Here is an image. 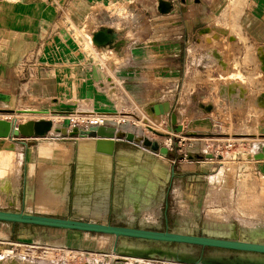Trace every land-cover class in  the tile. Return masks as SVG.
Listing matches in <instances>:
<instances>
[{
	"label": "crops",
	"instance_id": "0c3cea01",
	"mask_svg": "<svg viewBox=\"0 0 264 264\" xmlns=\"http://www.w3.org/2000/svg\"><path fill=\"white\" fill-rule=\"evenodd\" d=\"M117 1L0 0L1 98L26 97L32 90L36 99L47 98L53 106L82 101L75 104L81 110L112 111L113 96L125 91L123 76H134L139 84L144 76H156L155 46L150 41L137 42L117 56L107 51L102 57L90 48L87 57L75 41L68 40L86 24L90 34L100 28L117 32L108 11ZM194 1L200 7L205 2ZM233 1L238 7L235 11L228 6L226 16L240 17V30L249 42L256 49L264 48V0ZM148 26L147 32L154 31ZM126 56L130 61L121 64ZM15 81L17 85L11 86ZM14 88L18 92H12ZM243 88L249 97L247 87ZM153 104H148L150 111ZM255 128L264 134V122ZM49 134L39 139L0 138L4 171L0 172V208L14 206L94 222L167 225L177 231L207 229L264 241V157H253L263 142L250 143L251 149L243 148L224 163L217 153L206 158L209 152L199 146L181 148L175 136L168 137L171 144L159 143L174 154L163 158L150 150L139 152L126 141L97 146V138L76 143ZM7 152L13 154L12 162L2 156ZM10 227L5 224L11 234L6 241H17V229Z\"/></svg>",
	"mask_w": 264,
	"mask_h": 264
},
{
	"label": "rangeland",
	"instance_id": "374dc122",
	"mask_svg": "<svg viewBox=\"0 0 264 264\" xmlns=\"http://www.w3.org/2000/svg\"><path fill=\"white\" fill-rule=\"evenodd\" d=\"M160 3L166 5L165 8L169 6L168 11L162 12ZM197 4L200 5V2L194 0L114 2V6L109 7L108 11L117 29L114 32L119 37L116 39V47L93 45L88 29L90 24L69 35L68 40L75 41L87 57L91 53L90 48L104 57L107 51L114 52L116 56L118 52L124 54L126 47L129 49L141 41H150L155 46L156 76H144L142 84L137 83L134 76H123L125 91L113 96V99L116 97V106L110 108L112 111L81 110L83 107L75 104L82 101L72 102V105L59 103L53 106V102L47 98L36 99L34 92L30 90L26 97L13 96L14 114H0V118L9 120L15 117L18 123L25 122L28 118H44L52 120L58 127H67L65 116L108 118L107 123H112L121 130L132 131L161 144H171L168 137L175 136L181 148L187 144L192 149L199 146L209 153H217L224 163L234 158V154L241 153L243 148L251 149L250 143H264V134H259L255 128L259 122H264V48L259 46L256 49V45L249 42L246 34L240 30V17L226 16L228 6L236 11L238 2L205 0L202 7ZM148 25L153 26L154 31L147 32L150 27ZM202 27L203 30L200 31ZM129 58L126 56L120 60L121 64L129 62ZM14 85H17V81L12 82L11 86ZM243 86L245 89L247 87L249 97ZM259 90L261 91L256 95ZM14 91L18 92V89H12ZM223 94L231 100L224 98ZM3 99L0 96V108H10L7 100ZM157 100L169 102L171 112L176 114L177 123L185 125L181 132L168 129L171 126L169 115L155 116L149 110L148 104L152 101L156 103ZM244 103L245 106L239 107ZM20 109L47 110L46 114L38 117L31 115L32 111L23 115ZM247 121L249 122L246 123ZM154 131L162 135L159 136ZM5 224L1 225L0 237L7 236ZM22 227L28 226L15 225L16 229ZM117 242L119 245L136 247L140 244H153L123 238ZM9 245L0 243V261L5 260L2 257L8 256L5 255L6 250L13 247L14 254L20 253L19 251L28 253L26 258L29 264H168V260L156 253L142 257L124 253L94 254L75 249H59L46 244L29 252V247ZM167 247L180 257H231L235 254H249L187 244L173 243Z\"/></svg>",
	"mask_w": 264,
	"mask_h": 264
},
{
	"label": "water",
	"instance_id": "95a60500",
	"mask_svg": "<svg viewBox=\"0 0 264 264\" xmlns=\"http://www.w3.org/2000/svg\"><path fill=\"white\" fill-rule=\"evenodd\" d=\"M162 12L168 11L163 3L159 4ZM116 33L108 28H100L91 33V41L96 47L107 45L117 46ZM6 97V96H5ZM10 108H0V112L13 114V97H6ZM152 111L156 116L169 115V122L175 132L182 131V125L177 123L176 114L171 112L169 102L164 101L152 105ZM151 129V128H150ZM60 134L62 137L73 138L77 143L79 139L97 138L95 144L113 146L117 141H127L135 143L139 152L157 153L163 158L173 156L166 146H161L155 140H149L145 136H139L132 131H124L113 125H96L88 129H79L73 127L55 126L50 119L27 120L18 123L17 119L0 118V138H43L49 132ZM155 134H162L154 131ZM29 144H33L30 142ZM111 151L108 152V155ZM206 158H214V154H205ZM255 159L264 157V146L258 154L253 156ZM220 158V157H219ZM175 175L174 170L170 174ZM0 223H6L8 226L27 225L17 229L16 240L21 242H30L46 244L49 246L64 247L84 252L99 254L124 253L128 256L142 257L145 254H160L161 258L173 262H184L187 264H264V242L241 239L235 233L218 234L211 233L207 229L194 233L192 229L177 231L170 229L167 225L163 228L161 225H147L142 223H120L87 221L73 218L70 216L55 215L51 213L28 212L24 209L10 206L0 208ZM10 227V228H11ZM50 233L55 234L60 244L47 242ZM22 234H29L31 238H25ZM43 238V239H40ZM11 234L2 237V240H8ZM132 239L143 242L153 243L151 246L140 244L138 247L128 244H118V239ZM187 244L199 246L201 248L209 247L222 250H228L240 253H249L247 255L235 254L231 257L213 256H187L180 257L175 251L169 250V244ZM164 245V247H163ZM0 264H25L16 260H10Z\"/></svg>",
	"mask_w": 264,
	"mask_h": 264
},
{
	"label": "built area",
	"instance_id": "2783aa9c",
	"mask_svg": "<svg viewBox=\"0 0 264 264\" xmlns=\"http://www.w3.org/2000/svg\"><path fill=\"white\" fill-rule=\"evenodd\" d=\"M108 122V118H103V117H84V116H73V117H67V127L68 129H71L73 127H77L79 129H88L91 126H96V125H113L112 123H107ZM56 125V124H54ZM114 126V125H113ZM51 133V134H49ZM48 134L52 139H61L64 138L62 137L60 134L54 133V132H49ZM47 134V135H48ZM47 135H45L43 138H46ZM0 243H6V244H10V245H14V246H25V247H29L30 249L28 250L29 252H33L35 248H40L43 244H38V243H30V242H21V241H0ZM9 245V246H10ZM49 246V245H48ZM50 247H56V246H50ZM59 249H66V250H72V249H68V248H64V247H57ZM14 250L15 248L11 247L9 249L6 250L5 258L2 257V259H5L3 261H10V260H16L19 263H26L29 264L27 261L26 256H28V253L26 252H22L19 251L20 253H15L14 254ZM27 250V249H26ZM85 253V252H84ZM96 254V253H94ZM168 264H178L175 262H171L168 261Z\"/></svg>",
	"mask_w": 264,
	"mask_h": 264
},
{
	"label": "bare ground",
	"instance_id": "6f19581e",
	"mask_svg": "<svg viewBox=\"0 0 264 264\" xmlns=\"http://www.w3.org/2000/svg\"><path fill=\"white\" fill-rule=\"evenodd\" d=\"M159 1V0H158ZM168 2V1H167ZM166 6V5H165ZM90 39V38H89ZM91 41V39H90ZM164 102V101H163ZM23 115H28L27 112H31L32 111V114L31 115H37L38 117H42V115H44V113L46 112V110H35V109H24V110H21ZM103 111V110H102ZM151 111H152V107H151ZM15 112V111H14ZM13 112V114H14ZM98 112V111H97ZM96 112V113H97ZM109 112V111H107ZM94 113V112H93ZM153 113V111H152ZM0 114H6V115H9L10 113H4V112H0ZM46 114V113H45ZM103 114V113H102ZM106 114V113H105ZM154 114V113H153ZM99 115V114H98ZM97 116V115H96ZM103 116V115H102ZM156 116V115H155ZM44 117V116H43ZM68 117H73V116H68ZM89 117V116H88ZM64 118H67L66 116ZM53 132V131H52ZM247 134V133H246ZM2 156H4L6 159L8 158L9 162H12V154L11 153H4ZM1 156V157H2ZM9 165V164H8ZM13 170V169H12ZM0 172H4L3 170H1L0 168ZM54 177V176H53ZM56 179V178H55ZM52 180V179H51ZM49 181V180H48ZM53 181V180H52ZM56 182V181H55ZM55 184V183H54ZM49 194V193H48ZM22 236H24L25 238H28L30 235L29 234H22ZM50 238L49 239H46L47 242H50V243H54V244H60L62 242V240H59L60 238H57L55 236V234L53 233H50V235H48ZM40 239H43L40 237ZM7 261H0V263H5ZM116 264H122V262H117Z\"/></svg>",
	"mask_w": 264,
	"mask_h": 264
}]
</instances>
